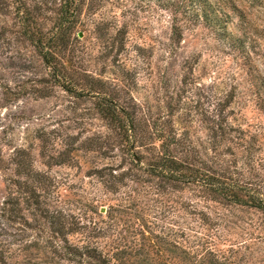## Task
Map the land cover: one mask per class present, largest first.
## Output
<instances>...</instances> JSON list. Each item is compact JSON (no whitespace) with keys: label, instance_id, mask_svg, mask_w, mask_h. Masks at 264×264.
Here are the masks:
<instances>
[{"label":"trees","instance_id":"trees-1","mask_svg":"<svg viewBox=\"0 0 264 264\" xmlns=\"http://www.w3.org/2000/svg\"><path fill=\"white\" fill-rule=\"evenodd\" d=\"M124 1L0 0V42L29 47L47 72L39 98L59 88L82 114L75 134L39 132L40 156L48 167L80 171L84 159V177L103 195L75 213L64 199L71 184L33 169V145L14 147L13 173L0 181V264H264V123L247 126L241 103L234 109L245 88L264 119L257 41L228 27L231 16L245 24L244 13L232 0H131L172 17L167 61L183 21L209 32L220 55L245 70L244 84L211 88L204 101L201 56L190 58L166 86L162 112L135 95L138 69L127 64V25L118 22L129 13ZM99 64L110 83L94 72Z\"/></svg>","mask_w":264,"mask_h":264},{"label":"rangeland","instance_id":"rangeland-1","mask_svg":"<svg viewBox=\"0 0 264 264\" xmlns=\"http://www.w3.org/2000/svg\"><path fill=\"white\" fill-rule=\"evenodd\" d=\"M232 1L244 13L245 24L235 16L233 18L231 16L232 24L228 25L229 30L240 35L237 31L245 28L249 37L257 41L258 47L252 55V60L255 66L261 69L264 65V38L260 36L258 38L252 34L255 29L264 32V0ZM256 1L260 4H256ZM120 5L123 13L129 12L118 19V22L119 25L123 23L127 25L125 37V47L129 51L126 55L127 64L130 65L129 67L135 65L138 69L134 80L135 95L141 101H148L154 110L160 108L163 112V103L168 100L172 88L170 84L171 87L165 92L166 86L169 81L172 83L175 73H179L178 68L182 64L186 62V65L191 64L192 57L201 56L200 68L196 71V75L199 78L204 101L206 95L212 92L211 88L227 89L236 83L244 84L245 70L240 60L233 62L228 54L220 55L213 36L202 27L197 26L193 29L183 21L179 22L177 25L187 30L183 33V41L179 48L174 51L175 61H167L164 49L168 44L172 17L163 14L153 5L140 7L137 2L131 0L121 2ZM87 44L93 46L94 42L88 41ZM134 47L141 49L138 57H135L136 55L132 52ZM166 54L169 55L167 51ZM123 58H125L124 55ZM169 62L173 64L170 69ZM213 62L216 63L215 66L211 65ZM222 62L225 64L222 65ZM95 69L94 72L100 73L101 79L110 83L113 77L107 74V70L99 71L101 64ZM46 77L47 72L40 66L39 60L33 56L29 47L17 46L14 43L6 45L5 41L0 42V151L4 158V162L0 163V181L13 173L11 167L7 165L8 153L14 147L33 145L31 151L33 169L49 173L56 178L57 182L70 183V190L64 199L68 200L67 207H71L75 213H78L86 208V202L102 200V189L92 179L84 177L86 170L91 167V164L84 163V159H79L83 167L80 171L75 167L71 169L48 167L46 158L40 156V143L35 138L39 132L49 133L62 129L64 132L75 134L78 131L77 123L81 121L79 115H82L81 112H75L69 108L68 98L62 91L60 92L59 88L54 97L39 98L37 91L42 88L40 83ZM240 94V100L237 99L234 109H238V103H241L239 107L242 108L241 114L246 125L264 123V119L255 112L246 89L241 88ZM246 98L248 102H245ZM82 108L81 105L78 110ZM3 196L4 193L0 190V205ZM146 207L154 208L149 202ZM102 208H105L106 213V207Z\"/></svg>","mask_w":264,"mask_h":264},{"label":"water","instance_id":"water-1","mask_svg":"<svg viewBox=\"0 0 264 264\" xmlns=\"http://www.w3.org/2000/svg\"><path fill=\"white\" fill-rule=\"evenodd\" d=\"M79 38H82V34L80 33L79 34ZM101 214H105V208H100V211H99Z\"/></svg>","mask_w":264,"mask_h":264}]
</instances>
